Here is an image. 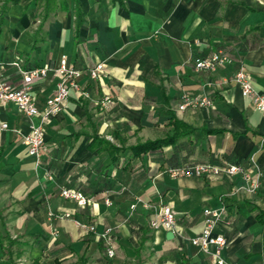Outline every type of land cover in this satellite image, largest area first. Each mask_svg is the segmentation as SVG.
<instances>
[{
	"label": "crops",
	"instance_id": "crops-1",
	"mask_svg": "<svg viewBox=\"0 0 264 264\" xmlns=\"http://www.w3.org/2000/svg\"><path fill=\"white\" fill-rule=\"evenodd\" d=\"M217 50L233 63L195 71L196 59ZM61 55L77 67L102 62L104 70L80 77L85 96L71 91L48 122L0 104L8 125L0 134V264H134L147 256L153 264H213L190 243L203 228V209L219 212L213 233L225 238L226 263L264 264V114L233 81L243 66L264 95V0H0L4 81L20 86L16 59L28 69L54 66ZM56 82L50 73L32 85L39 106ZM183 94L207 96L213 107L180 111ZM174 119L194 132L154 154L128 150L171 137ZM31 125L43 132L39 158L22 143ZM197 164H237L243 173L168 172ZM62 189L89 203L79 207ZM163 205L175 214L172 239L153 224ZM105 231L112 257L99 238ZM142 235L149 240L138 253Z\"/></svg>",
	"mask_w": 264,
	"mask_h": 264
},
{
	"label": "built area",
	"instance_id": "built-area-1",
	"mask_svg": "<svg viewBox=\"0 0 264 264\" xmlns=\"http://www.w3.org/2000/svg\"><path fill=\"white\" fill-rule=\"evenodd\" d=\"M232 57L224 50L211 52L207 57L198 58L193 63L195 71L212 72L217 68L231 65ZM12 65L17 69L20 86L14 87L2 79L0 69V104L12 102L16 105L19 113L31 119L41 115L42 122L50 121L58 114L65 106L71 91L77 92L78 96H85L78 83V79L86 76L89 79H97L104 70L102 62L97 63L93 67L77 68L75 64L68 59L67 56L61 55L54 66L47 64L35 67L24 68L21 60L16 59ZM50 73L57 77L54 92L47 97L42 106H39L37 97L31 92L32 85L39 80L45 79ZM233 81L239 87L243 97L248 99L255 110L264 114V95L257 93L251 82V76L243 66H238L233 74ZM213 102L207 96H190L183 94L181 103L178 106L180 111L187 108H212ZM8 128L4 122H0V134ZM22 143L26 147L29 156L39 158L44 145L43 132L41 126L31 125L29 132L22 137ZM173 177L177 176H192V177H217L220 175H236L242 174L243 169L237 164H197L184 165L179 168L168 170ZM60 196L64 199L74 201L79 207H85L89 200L79 191L74 189H62ZM203 228L199 234L190 239V243L199 248L204 254L210 256L213 264H232L226 263L221 256V249L225 245V238L221 235L213 233V229L220 218L218 211L203 209ZM66 217L69 215H65ZM154 225H159L166 231L173 232L176 229V218L173 210L163 205L157 213L156 222ZM89 230L94 231L95 227H89ZM99 238L107 244V256L114 255L110 245V237L108 232L99 234Z\"/></svg>",
	"mask_w": 264,
	"mask_h": 264
},
{
	"label": "trees",
	"instance_id": "trees-1",
	"mask_svg": "<svg viewBox=\"0 0 264 264\" xmlns=\"http://www.w3.org/2000/svg\"><path fill=\"white\" fill-rule=\"evenodd\" d=\"M75 20H76V29L78 30L80 27L83 25V13L80 11V9L77 7L75 9ZM40 29V26H39ZM76 66V65H75ZM77 67V66H76ZM80 68V67H77ZM89 68V66H88ZM171 125L174 128V134L169 137V138H164V139H158L154 141H148L145 143L137 144L135 146L129 147L128 150L133 154V155H139L141 153H149V154H154L157 153L161 150V147L163 144L167 142H175L178 138L185 137L191 135L194 130L190 127H187L184 123L174 119L171 121ZM99 143L105 145L106 149H108L111 153L115 152L117 150L113 146H111L107 141H99ZM121 151V150H120ZM149 240L148 236L142 235L140 237V247L139 250L137 251L138 253L140 252L142 246L146 241ZM103 242L100 241L99 248L103 249ZM81 264H85V261L80 260ZM13 264V263H11Z\"/></svg>",
	"mask_w": 264,
	"mask_h": 264
},
{
	"label": "rangeland",
	"instance_id": "rangeland-1",
	"mask_svg": "<svg viewBox=\"0 0 264 264\" xmlns=\"http://www.w3.org/2000/svg\"><path fill=\"white\" fill-rule=\"evenodd\" d=\"M141 255H142L141 257H143V256L145 257V255H147V253L143 252ZM141 259H139V261L135 262L134 264H153V261H152L153 257H151V256H147V257L141 258ZM65 264H81V263H78L77 261L75 262V261L72 260V261H69V262H67Z\"/></svg>",
	"mask_w": 264,
	"mask_h": 264
},
{
	"label": "water",
	"instance_id": "water-1",
	"mask_svg": "<svg viewBox=\"0 0 264 264\" xmlns=\"http://www.w3.org/2000/svg\"><path fill=\"white\" fill-rule=\"evenodd\" d=\"M173 232H171V231H168L167 233H166V239H172L173 238Z\"/></svg>",
	"mask_w": 264,
	"mask_h": 264
}]
</instances>
